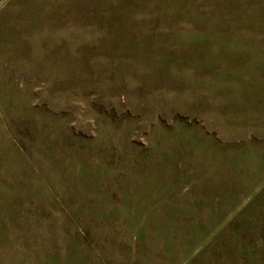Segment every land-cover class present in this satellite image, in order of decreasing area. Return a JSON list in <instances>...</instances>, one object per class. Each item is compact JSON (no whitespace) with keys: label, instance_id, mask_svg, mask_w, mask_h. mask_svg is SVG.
I'll return each instance as SVG.
<instances>
[{"label":"rangeland","instance_id":"1","mask_svg":"<svg viewBox=\"0 0 264 264\" xmlns=\"http://www.w3.org/2000/svg\"><path fill=\"white\" fill-rule=\"evenodd\" d=\"M0 264H264V0H0Z\"/></svg>","mask_w":264,"mask_h":264}]
</instances>
